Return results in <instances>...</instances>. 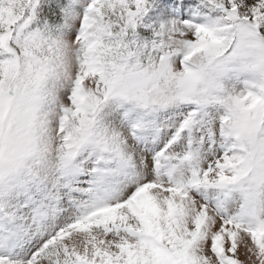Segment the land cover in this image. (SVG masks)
I'll return each instance as SVG.
<instances>
[{"label":"snow or ice","instance_id":"1","mask_svg":"<svg viewBox=\"0 0 264 264\" xmlns=\"http://www.w3.org/2000/svg\"><path fill=\"white\" fill-rule=\"evenodd\" d=\"M0 264H264V0H0Z\"/></svg>","mask_w":264,"mask_h":264}]
</instances>
